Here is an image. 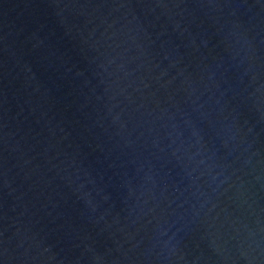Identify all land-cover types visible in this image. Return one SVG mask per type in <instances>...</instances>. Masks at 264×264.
Here are the masks:
<instances>
[{"label":"water","instance_id":"water-1","mask_svg":"<svg viewBox=\"0 0 264 264\" xmlns=\"http://www.w3.org/2000/svg\"><path fill=\"white\" fill-rule=\"evenodd\" d=\"M0 264H264V0H0Z\"/></svg>","mask_w":264,"mask_h":264}]
</instances>
